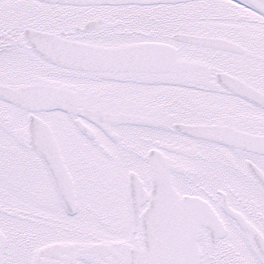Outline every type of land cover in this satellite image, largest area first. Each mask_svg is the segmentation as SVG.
Wrapping results in <instances>:
<instances>
[{"label": "snow or ice", "instance_id": "1", "mask_svg": "<svg viewBox=\"0 0 264 264\" xmlns=\"http://www.w3.org/2000/svg\"><path fill=\"white\" fill-rule=\"evenodd\" d=\"M0 264H264V0H0Z\"/></svg>", "mask_w": 264, "mask_h": 264}]
</instances>
